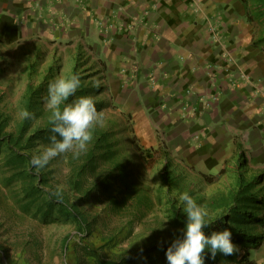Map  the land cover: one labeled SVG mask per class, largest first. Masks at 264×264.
I'll return each instance as SVG.
<instances>
[{"label": "crops", "instance_id": "1", "mask_svg": "<svg viewBox=\"0 0 264 264\" xmlns=\"http://www.w3.org/2000/svg\"><path fill=\"white\" fill-rule=\"evenodd\" d=\"M262 5L0 0V42L22 44L45 64H85L141 149L167 152L189 176L237 187L243 154L264 195ZM247 253L244 264H264V242Z\"/></svg>", "mask_w": 264, "mask_h": 264}, {"label": "rangeland", "instance_id": "2", "mask_svg": "<svg viewBox=\"0 0 264 264\" xmlns=\"http://www.w3.org/2000/svg\"><path fill=\"white\" fill-rule=\"evenodd\" d=\"M30 53L22 44L0 42L2 136L24 123L20 112L25 108L34 114L28 119V134L36 128H47L51 122L44 106L48 82L73 73L80 75L81 88L86 89V92L78 89L75 96H93L97 110L105 114V122L94 129L92 141L79 157L63 154L43 169L14 167L7 163V155L0 153V264H124L140 250L145 254L138 258L137 264L139 260L167 264L159 251L149 252V248L170 243L182 234L183 227L172 219L173 206H181L180 194L189 192L196 201L201 199L199 204L208 217H214L226 206L216 208L213 202L229 203L236 187L229 180L189 176L174 160L172 174L180 180L172 186L165 183L164 156L141 149L132 130L123 125L116 107L110 105L104 82L99 88L93 87L92 82L97 79L88 74L85 64L49 65L43 62L44 57ZM104 132L113 150L105 157L97 146ZM31 142L35 143L29 152L35 154L49 140L39 138ZM90 151L96 154L94 161L85 171L78 172ZM250 178L246 174V179ZM36 186L37 191L27 196L24 190ZM53 192L61 193L56 196L58 199L69 197L78 204L86 218L81 217L82 221H88V230L80 232L74 220H53L50 215L46 220L40 218L48 210L45 199L48 195L55 196ZM39 206L44 210L40 211ZM165 218H169L165 226L156 228ZM235 252L221 264H244L246 251L237 246ZM205 264L218 262L205 261Z\"/></svg>", "mask_w": 264, "mask_h": 264}, {"label": "clouds", "instance_id": "3", "mask_svg": "<svg viewBox=\"0 0 264 264\" xmlns=\"http://www.w3.org/2000/svg\"><path fill=\"white\" fill-rule=\"evenodd\" d=\"M81 86L78 73L58 76L48 82L44 106L50 113L49 143L31 156L30 163L37 170L45 168L63 154L71 153L73 158L79 157L92 141L94 129L103 126L105 114L97 110L94 97L75 96ZM92 86L99 88L101 81H93ZM69 97L75 98L67 102ZM20 116L31 119L34 114L25 108ZM52 195L60 196L61 193L53 192ZM179 200L186 218L180 230L182 235L174 238L167 248V264H205L208 253L215 259L218 252L228 256L237 250L230 228L206 231L211 224L209 214L189 192L180 194ZM168 219H163L161 226L156 228L162 229Z\"/></svg>", "mask_w": 264, "mask_h": 264}, {"label": "trees", "instance_id": "4", "mask_svg": "<svg viewBox=\"0 0 264 264\" xmlns=\"http://www.w3.org/2000/svg\"><path fill=\"white\" fill-rule=\"evenodd\" d=\"M260 2L263 4L262 7L264 10V0H260ZM80 91L86 92V89L81 88ZM73 98L74 97H69L68 101H71ZM50 124L51 122L48 124L47 128L44 129L36 128L30 135L27 133V127L30 125V122L28 119H25L24 123L16 131L7 132L5 136L0 134V153L4 152L5 155H7V163L14 167L22 165L27 168L32 167L30 160L33 154L29 151L33 145L32 143L35 142L31 141L34 139L36 141L39 138L48 140ZM1 127L2 125L0 124V130H2ZM98 140L99 142L97 143V146L99 147V150L103 151L102 155L104 157L108 155V153L111 154L113 152L111 149V143L107 141L105 132L101 134ZM95 157L96 154L93 151H90V156L87 159H84L78 168V172L82 170L85 171L86 167L91 161H94ZM164 162L165 166L162 173V180L171 186L177 184L180 179L177 178L175 174H172L173 159L168 156L167 152L164 155ZM238 165L240 168L238 184L231 192V201L229 203L213 202L214 206L216 204V208H223L225 206L226 208L220 214H217L214 217H208L211 224L206 231L211 232L214 229L218 230L225 227L230 228L234 244L240 246L241 249H244L246 253L243 254V257H247L248 250L259 249L264 242V195L258 191L256 185L260 176H257V178L251 177L248 180L246 179L248 169L243 154L240 156ZM78 175L79 174H77V176ZM37 188V186L30 189L27 188L24 192L27 196H30L33 192H35V190L37 191ZM127 198L128 196L124 198V201H126ZM200 200L201 199L197 200V202L199 203ZM45 202L48 210L46 214L40 215L42 220H46L47 215H50L53 220H74L76 221L80 232L88 230V221H82L81 219V217H83L84 220H86L84 214L78 209V204L75 201L71 202L69 197H67L66 200H61L56 196L48 195ZM39 208L40 211L44 210L43 206H39ZM172 209V219H174L173 222L176 221L178 226L183 227L186 217L181 206H173ZM179 234L181 233L179 232ZM171 242L172 241L167 244H157L151 246L149 248V252L157 250L163 258L167 259L166 251ZM137 253L138 255L135 258L128 259V261L124 262V264H137L138 258L145 254V252L140 250ZM235 253L236 252L233 254ZM231 255L225 256L224 254L218 252L216 258L212 259L210 253H208L205 257V261L218 262V264H221L227 262ZM139 264L147 263L145 261H141Z\"/></svg>", "mask_w": 264, "mask_h": 264}]
</instances>
